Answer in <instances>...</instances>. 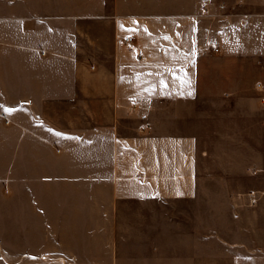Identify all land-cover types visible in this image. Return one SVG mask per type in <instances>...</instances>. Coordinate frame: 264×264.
I'll return each instance as SVG.
<instances>
[{"label": "rangeland", "instance_id": "1", "mask_svg": "<svg viewBox=\"0 0 264 264\" xmlns=\"http://www.w3.org/2000/svg\"><path fill=\"white\" fill-rule=\"evenodd\" d=\"M120 1L0 0V46L3 41L15 42L11 49L0 47V62L10 52L14 57L22 53L28 59L30 81L43 79L51 93L43 105L30 107L38 112L39 121L75 135L77 128L66 131L64 126L77 119L84 122V110H92L87 115L96 126L94 142L89 145L48 142L53 140L49 125L39 133L42 143L21 145V130H10L19 120L0 116V264H238L237 251L229 253L217 238L229 232L227 202L251 191L254 201L261 199L259 210L264 211V109H260L264 97V0L205 1L223 15H241L236 18L240 20L236 30L230 31L240 51L238 56L221 54L222 50L213 53L211 43L219 40L211 37L213 31L207 26L205 42L210 43V53L227 59L229 65L214 80L211 71H206L200 88L209 93L218 85L238 92L252 87V122L238 121L235 131L237 137L246 136L252 143L239 145L233 156L228 153L229 139L220 137L225 131L214 134L220 120L212 114L214 106L232 108L242 104L241 97L204 95L195 104L212 122L208 126L185 122L182 131L174 130L197 142L189 147L194 151L188 154L189 161L182 154L185 146L152 144L151 129L143 127L146 120L141 113H118V107L128 109L127 105L115 95L105 96L107 80L112 79L105 80L101 72L106 77L113 72L114 50L121 38L115 15ZM140 3L151 5L152 1ZM173 7H180V2L175 0ZM249 46L250 57L245 55ZM40 58L44 65L36 64ZM64 69L75 77V93L52 96L58 87L52 83L59 79L55 73L67 75ZM228 72L233 74L231 80L223 78ZM161 84L156 82V87ZM60 98L70 99L75 107L53 122L51 113L60 112L53 102ZM140 101L144 107L148 105L146 100ZM154 101L151 107L162 110L158 119H165L167 108L171 113L175 110L173 102ZM32 116L30 113L29 118ZM139 122L142 138L134 147L136 136L132 135ZM117 135L125 137L118 146L113 140ZM104 138L109 143H101ZM116 150H121V159H113ZM90 153L92 160H84ZM25 194L26 200L22 199ZM256 223L258 230L251 234V243L262 247L263 213ZM232 236L237 242L233 226Z\"/></svg>", "mask_w": 264, "mask_h": 264}, {"label": "crops", "instance_id": "2", "mask_svg": "<svg viewBox=\"0 0 264 264\" xmlns=\"http://www.w3.org/2000/svg\"><path fill=\"white\" fill-rule=\"evenodd\" d=\"M151 1V5H142L140 3L142 0H121L117 4L115 13L116 28L117 34L121 38L114 50L115 63L113 72H108V74H111L108 77L105 76L106 73L104 74V71L101 72L105 80L106 78L113 80H111L113 83L111 81L109 83L107 80V87L104 90L105 96L115 95L117 100H119V97L127 105L128 109H124L122 106L118 107V113L125 114L126 111L130 113V110L132 114L134 112L141 113V116L146 120L142 124L144 125L143 127L151 129L153 136L149 139L152 144L164 145L166 148L174 144L185 146L186 149L182 150V154L185 155L186 161L192 159L188 154L194 152L189 147L196 146L197 142L196 140L194 141L193 137L183 134L179 135L174 130L180 129L182 131L185 122L197 121V123L199 122L206 126L212 122V120H207L206 111L201 110L198 104H195L198 98L204 95L215 99L241 97L242 104L236 103L237 105L232 108L229 106L228 109L214 106L212 112V114H217L220 119L218 123H215L219 127L214 131V134L218 132L220 134L224 130L225 133H221L220 137L229 139L230 148L228 153L233 156L236 155V148L239 145L242 143L251 145L252 143L246 136L237 137L235 132L238 121L244 123L252 122L254 111L252 87H247L243 92H238L234 88L229 89L218 85L217 88H212V90H208L209 93H206L205 89L200 88L202 87L200 81L209 71L213 75V80L217 79L222 68H225V66L227 68L229 65L228 61H226L227 59L224 60L222 56H215L210 53V43L205 42V28L207 26V28L211 27L210 29L213 31L211 37L218 39L221 43V54L224 51L226 55L238 56L240 46L234 45V39L231 40L232 32L230 31L236 30L240 23V20L236 18L241 17V15H223L218 8L214 9L212 3L205 5L206 0H177V2H180V7H173L175 0ZM167 1L169 4L165 3ZM248 23L251 24L250 21ZM232 34L235 36L234 33ZM126 37H130L132 42L127 43L124 40ZM1 44L3 46L0 47L7 50L11 49L15 42L7 40ZM251 54L252 49L249 46L245 55L250 57ZM44 61V58H40V61L38 60L36 64L44 65ZM28 65V59L23 57L22 53H20V56L14 57L13 53L10 52L0 62V116H8L9 121L12 120V122L19 120L18 124L12 123L10 130H21L19 135L21 145H28L32 142L36 144L42 143L39 133H42L41 129L47 128L49 125L43 126L44 124L39 121V116H37L38 112H35L30 107L43 105L48 100L46 97L51 95V93L47 92L43 79H36L37 81L31 79L30 81ZM206 66H209V70H207ZM14 67L18 68L17 72H14ZM63 71L67 75H64V73L61 75V71L55 73L59 79L52 83L58 87L54 89L52 96L68 97L75 93L72 90L75 85V83L73 84L74 75L70 71L67 72L66 69ZM61 77H66V83ZM223 78L231 80L233 74L228 72ZM156 82L162 84L156 87ZM70 86L73 87L69 88ZM64 89H66V92ZM101 94L103 95L104 93L101 91ZM89 95H92V89H90ZM142 99L147 101V106L144 107L141 104L140 100ZM155 99L161 100L159 102L175 103V110L172 113L168 108L164 111V120L160 117L158 119V116L162 113L160 107H151V102H155ZM261 99L263 103L260 104V109L263 111L264 97ZM72 102H74V99H72ZM53 103L57 105L60 111L51 113L52 118H50L53 122L58 120V115L60 117L62 115L66 116L69 109L75 107L71 105L70 99L60 98L54 100ZM64 108H67V110H62ZM73 112L76 114L77 109ZM30 113L33 114L34 118L35 116L37 118L35 120L33 116L29 118ZM173 113L175 116H173ZM83 114L84 122H80V119H77L69 123V126H64L66 131L77 128L79 133L75 135L72 133H61V127L56 128L55 124L49 125L53 140H48V142L92 144L94 142L93 130L96 128L93 125L92 116H88L89 114L92 115V110H84ZM241 114L244 115L243 119ZM201 119L206 121L202 123ZM180 122H182L181 127H178L177 123L180 124ZM140 125L141 122L137 124V132H133L132 136H136V141H132L133 146L140 144L142 138L140 137ZM101 129H104V127H101ZM115 138L113 140L116 146L124 143V136L117 135ZM238 138H241L240 141ZM101 143H109V141L107 142L106 138H104ZM134 147L132 151H136ZM202 153L205 154L206 151L203 150ZM113 154L114 160L121 159L118 157V155L122 154L121 150H116ZM139 154L140 151L137 150V155ZM248 155H251V153L248 152ZM83 159L92 160L91 153L85 154ZM246 170L245 173H247ZM232 174L235 175L237 173L233 172ZM26 192L29 193L28 188ZM26 192L24 191L23 193ZM26 198L27 194L22 199L26 200ZM31 198L33 199V197ZM260 200L258 202L254 201L253 193L249 191L242 193L235 200L227 202L229 216L226 219L228 220L229 232L221 233L217 238L218 241L228 247V252L237 251L236 256L240 260L238 264H261L262 260V264H264V245L262 247H254L251 243V234L258 230L256 218L262 213L264 215V211L261 212L259 210L262 206ZM232 226L236 228L238 233L237 242L234 241L232 236Z\"/></svg>", "mask_w": 264, "mask_h": 264}, {"label": "built area", "instance_id": "3", "mask_svg": "<svg viewBox=\"0 0 264 264\" xmlns=\"http://www.w3.org/2000/svg\"><path fill=\"white\" fill-rule=\"evenodd\" d=\"M125 41L127 43H131L132 42L131 38H126ZM211 49H212L213 53L219 54L221 52V44H220V42L217 41V40L212 41Z\"/></svg>", "mask_w": 264, "mask_h": 264}]
</instances>
